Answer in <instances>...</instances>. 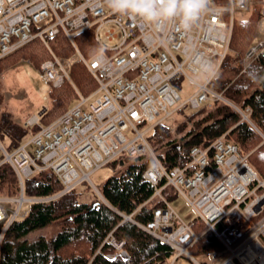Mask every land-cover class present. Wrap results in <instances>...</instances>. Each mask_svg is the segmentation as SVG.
Listing matches in <instances>:
<instances>
[{
    "label": "built area",
    "instance_id": "obj_1",
    "mask_svg": "<svg viewBox=\"0 0 264 264\" xmlns=\"http://www.w3.org/2000/svg\"><path fill=\"white\" fill-rule=\"evenodd\" d=\"M246 5L247 0H229L227 7L210 0L198 25L184 31L174 23L157 27L118 15L107 7L106 0H0V60L38 39L49 54L39 65L41 80L51 88L67 81L80 100L45 126L40 125V117L46 107L29 117L24 127H37L38 131L13 151L0 142V168L6 164L12 168L19 189L15 197L0 196V249L12 223L26 214L24 204L50 201L81 183H87L101 198L90 175L121 156H143L150 162L143 177L154 187L144 204L160 206L146 226L131 217L124 216V220L171 250L169 260L156 264H264V178L248 163L249 154H241L236 145L220 137L206 149L193 147L186 166L166 170L147 140L153 127L164 125L183 107L196 111L210 101H221L264 143V135L249 118L251 110L239 108L210 87L230 50L234 12ZM83 31H91L97 48L88 58L75 43ZM60 33L73 51L70 59L57 56L49 46L48 39ZM258 58H264L263 4L256 38L243 62ZM76 61L96 83L87 97L70 78V67ZM189 74L207 78L200 84ZM181 76L196 85L197 91L178 105L179 95L172 83ZM44 170L57 176L62 190L49 198H25L24 180ZM165 190L185 199L197 215L195 223L187 224L178 216ZM199 225L222 246L204 262L190 253L203 235L195 231ZM109 244L123 260L128 259L123 242L111 239Z\"/></svg>",
    "mask_w": 264,
    "mask_h": 264
},
{
    "label": "trees",
    "instance_id": "obj_2",
    "mask_svg": "<svg viewBox=\"0 0 264 264\" xmlns=\"http://www.w3.org/2000/svg\"><path fill=\"white\" fill-rule=\"evenodd\" d=\"M214 1L220 3L222 0ZM260 11L261 8L255 5L247 21L233 22L229 48L236 56L224 58L210 87L239 108L248 107L250 120L264 135V58L249 64L243 62L245 52L255 40ZM48 43L57 56H71V46L63 34L49 38ZM75 43L87 58L97 50L91 31L77 34ZM48 57L41 41L35 39L1 59L0 73L20 59L39 66ZM244 65L247 67L242 72ZM69 74L83 97L95 90L96 83L81 62H73ZM76 97L67 81L51 88L47 97L49 106L40 117V125H47L68 110ZM2 102L0 89V106ZM182 114L173 128L157 125L147 135L150 146L166 170L186 166L193 147L206 149L223 137L226 142L236 145L241 154L250 153V166L256 174L264 177V143L259 145L261 137L247 123L240 122V116L230 106L221 101H210L189 115ZM32 131L17 124L9 112H0V142L7 151L17 148ZM212 155L210 149L209 157ZM149 164L143 156H121L106 165L113 174L97 187L103 200L87 183H81L50 201L29 203L26 214L15 220L6 233L0 249V264H156L169 260L171 250L166 245L124 220V216L131 217L138 225L146 226L152 221L153 211L160 206L156 202L144 204L154 193V187L143 177ZM82 184L84 186L80 188ZM61 190L60 180L50 170L39 171L24 180L25 198H49ZM168 191H164L167 199ZM18 193L14 171L8 164L3 165L0 168V196L15 197ZM54 223L60 226L53 237L26 240L30 233ZM204 230L203 225L195 228L200 234ZM111 239L124 243L122 249L127 260H123L109 244ZM221 248L215 236L205 232L191 247L190 253L199 257ZM107 255L113 256L112 259H107Z\"/></svg>",
    "mask_w": 264,
    "mask_h": 264
},
{
    "label": "rangeland",
    "instance_id": "obj_3",
    "mask_svg": "<svg viewBox=\"0 0 264 264\" xmlns=\"http://www.w3.org/2000/svg\"><path fill=\"white\" fill-rule=\"evenodd\" d=\"M215 3L224 7L229 6V0H222L220 3ZM262 4L264 5V0H247V5L244 10H236L234 12V22L247 21L252 15L253 6L258 5L260 8H262ZM224 16L227 20L228 14L225 13ZM72 55L73 51L71 52V56L67 58L70 59ZM227 55L231 57L236 56L235 52L231 50L228 51ZM189 77L193 81L200 84L203 83L207 78V76L204 74H189ZM172 86L179 95V101L177 102L178 105L184 104L189 99V97H191L197 91L196 85H194L184 76L178 77L172 83ZM0 89L3 96L0 112H9L12 115L13 120L19 125L24 124L26 120L32 115L39 114L42 108L49 106V102L44 101L43 97H48L51 86L41 80L39 66H34L28 60L20 59L14 66L2 70L0 73ZM79 102L80 100L77 97L73 98L70 103V107L79 104ZM181 111L186 115H189L191 112H193L188 106H185L180 109L179 112L175 113L171 118L166 120L164 125L173 128L183 116ZM30 129L33 130L31 134H35L38 131L37 127ZM29 137L30 135H28L26 138L28 139ZM261 144H263L262 138L259 145ZM112 174L113 171L110 167H102L90 175V181L95 187H99L105 182L106 179L112 176ZM257 175H259V178H264L259 173H257ZM83 186L84 185L82 184L80 188H83ZM92 191L94 190L92 189ZM167 196L171 207L185 223L190 224L197 221L196 213L182 196L175 195L170 190L168 191ZM28 207L29 204H24L22 211L27 210ZM59 226V223H54L46 228L34 231L27 236L26 240L33 241L39 237L51 238L59 230ZM207 256L208 255L194 257L199 262H204L207 260Z\"/></svg>",
    "mask_w": 264,
    "mask_h": 264
},
{
    "label": "clouds",
    "instance_id": "obj_4",
    "mask_svg": "<svg viewBox=\"0 0 264 264\" xmlns=\"http://www.w3.org/2000/svg\"><path fill=\"white\" fill-rule=\"evenodd\" d=\"M106 5L112 12L145 25L174 23L191 31L209 10L210 0H106Z\"/></svg>",
    "mask_w": 264,
    "mask_h": 264
}]
</instances>
